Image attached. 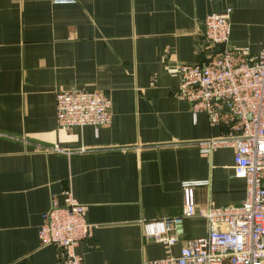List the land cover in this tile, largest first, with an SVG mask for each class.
<instances>
[{
    "label": "crops",
    "instance_id": "0c3cea01",
    "mask_svg": "<svg viewBox=\"0 0 264 264\" xmlns=\"http://www.w3.org/2000/svg\"><path fill=\"white\" fill-rule=\"evenodd\" d=\"M226 9L231 47L255 56L264 0H0V264H62L38 228L66 192L87 207L82 264H143L206 235L195 215L173 246L144 236V221L181 214L185 181H206L193 193L201 209L243 201L233 149L197 146L225 128L191 112L176 72L206 61L203 19ZM59 90L106 93L110 124L59 128Z\"/></svg>",
    "mask_w": 264,
    "mask_h": 264
},
{
    "label": "built area",
    "instance_id": "2783aa9c",
    "mask_svg": "<svg viewBox=\"0 0 264 264\" xmlns=\"http://www.w3.org/2000/svg\"><path fill=\"white\" fill-rule=\"evenodd\" d=\"M203 25L208 57L204 63L176 66L178 92L193 114L204 113L210 126L225 128L223 135L197 146L207 155L221 147L233 149L231 168L245 180V196L239 205L201 209L193 193L206 181L183 182L181 214L144 221V236L173 246L184 235V221L195 215L206 219L207 233L185 239L177 255L143 264H264V32L258 53L249 56L247 48L230 45V9L206 15ZM55 116L58 127L67 131L85 126L98 130L111 122V101L100 90H59ZM49 150L68 152L57 145ZM86 210L66 192L62 204L53 199L42 213L39 241L57 247L62 264H82L75 248L91 235Z\"/></svg>",
    "mask_w": 264,
    "mask_h": 264
},
{
    "label": "trees",
    "instance_id": "16d2710c",
    "mask_svg": "<svg viewBox=\"0 0 264 264\" xmlns=\"http://www.w3.org/2000/svg\"><path fill=\"white\" fill-rule=\"evenodd\" d=\"M204 63V62H203Z\"/></svg>",
    "mask_w": 264,
    "mask_h": 264
}]
</instances>
